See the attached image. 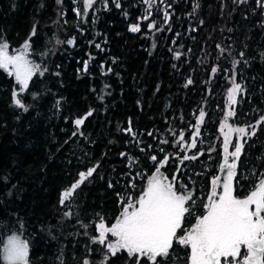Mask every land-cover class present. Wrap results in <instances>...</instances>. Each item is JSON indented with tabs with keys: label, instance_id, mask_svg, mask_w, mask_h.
Returning a JSON list of instances; mask_svg holds the SVG:
<instances>
[{
	"label": "trees",
	"instance_id": "obj_1",
	"mask_svg": "<svg viewBox=\"0 0 264 264\" xmlns=\"http://www.w3.org/2000/svg\"><path fill=\"white\" fill-rule=\"evenodd\" d=\"M119 3L95 0L82 17L76 11H83L82 0H0V41L9 51L21 48L35 26L29 59L47 69L21 94L27 111L14 105L16 81L0 69V248L8 236L20 235L29 244V264H102L106 249L92 242L95 224L102 216L110 226L122 210L120 196L136 197L146 187L159 166L153 155H167L163 174L178 177V190L186 185L194 192V211L184 223V230L191 228L220 174V125L233 77L244 91L228 122L256 129L237 161L235 194L247 196L264 174V123H256L264 116L262 4L154 0L152 15L143 20L144 0ZM151 20L156 28H148ZM133 24L141 31L131 32ZM201 109L197 147L186 150L179 133L191 142ZM90 110L77 129L74 121ZM130 123L135 136L126 131ZM184 155L198 158L181 163ZM92 167V177L61 205V193ZM189 256V247L174 243L169 257L158 259L189 264ZM108 264L134 260L121 251Z\"/></svg>",
	"mask_w": 264,
	"mask_h": 264
},
{
	"label": "snow or ice",
	"instance_id": "obj_2",
	"mask_svg": "<svg viewBox=\"0 0 264 264\" xmlns=\"http://www.w3.org/2000/svg\"><path fill=\"white\" fill-rule=\"evenodd\" d=\"M144 2L148 5V9L142 19L148 20L152 15L151 8L154 0H144ZM82 3L83 11L77 9V15L86 17L95 0H82ZM115 6L121 7L119 0H116ZM168 17L169 14L166 11L165 21ZM148 28H156L155 23H149ZM130 31L140 32V25H131ZM35 35L34 26L31 36ZM31 36L19 50L11 54L8 43L0 41V69L14 77L17 89L13 91V103L24 111H27L28 108L22 102L21 94L29 89L34 76H42L47 71L46 68L41 69L40 64L29 59L32 48L29 42ZM74 42V39L67 40L68 45H72ZM57 43L63 42L57 41ZM96 47L100 48V45L97 44ZM180 55V52L176 53L177 58ZM87 67V62H85L84 71L87 70ZM211 71L215 73L217 68L213 67ZM232 81V85L227 91L229 110L226 111L220 125L224 136V157L219 169L224 175L213 177L211 192L207 197V203L203 205L205 213L196 218V222L191 228L184 230L186 216H191L194 211L192 207L195 203L194 192L189 190L186 185H182L183 190H178V177L173 175L169 180L163 174L161 168L169 161L167 155L163 160H158L157 156L153 155L150 159L159 166L156 167L155 173L148 178L146 187L138 196H120L122 210L115 218V222L109 226L106 219L97 214L99 220L95 224V230L98 235L91 239L94 244L102 245L106 249L102 264H108L109 258L116 256L121 251H125L128 257L134 260V264H144L145 261L148 264H161V259L158 258L169 257L174 243L190 248L189 264H264V174L247 196L239 198L235 194L234 178L237 175V161L244 149L245 137L255 135L256 129L252 126L233 127L228 123L229 118L236 114L234 105L237 103V95L244 91L241 84L235 82L234 77ZM187 84H192V80L189 79ZM91 115L92 111L90 110L84 117L77 118L74 121L77 129ZM204 117L205 112L201 109L190 143H185L183 131L179 133L178 144L180 147L186 150L197 147L200 124L203 123ZM256 123L257 125L264 123V116ZM250 128L251 131H249ZM126 131L133 136L136 135L132 131L131 123ZM233 133L238 137L234 144L231 139ZM76 134L73 133V135ZM161 143L166 144L168 141L165 140ZM230 145L234 148L231 152L229 151ZM121 155L125 154L121 153ZM197 158V155H184L181 163ZM132 159L134 158H130V162ZM96 170V167H92L80 172L78 180L61 193L60 204L66 205V202H70L76 190L89 177H92ZM179 171L180 169H177V172ZM111 186L109 184V187ZM130 186L136 187L134 183ZM71 215L70 211L65 213L66 217ZM82 226L85 229L89 227L88 225ZM181 232H183L182 235ZM109 235L115 239L109 240ZM0 258L4 264H29L28 242L18 234L8 236L3 247L0 248ZM83 264H93V262L85 259Z\"/></svg>",
	"mask_w": 264,
	"mask_h": 264
},
{
	"label": "rangeland",
	"instance_id": "obj_3",
	"mask_svg": "<svg viewBox=\"0 0 264 264\" xmlns=\"http://www.w3.org/2000/svg\"><path fill=\"white\" fill-rule=\"evenodd\" d=\"M153 22H154V20H151L150 23H153ZM19 49H20V48H17V49H15V50H13V51H9V52H10V54H11V53H13L14 51L19 50ZM226 103H227V105H228V101H227ZM228 110H229V109L227 108V111H228ZM223 120H224V119H223ZM223 120H222V121H223ZM228 123H229V122H228ZM229 124H230V123H229ZM232 126H233V125H232ZM233 127H234V126H233ZM225 131H227V129H225ZM233 134H234V135L236 136V138L238 139L237 134H235V133H233ZM233 134H232V137H233ZM223 137H224V136H223ZM232 137H231V139H232ZM236 141H237V140H236ZM223 145H224V142H223ZM233 150H234V148L230 145V147H229V151L231 152V151H233ZM223 157H224V151H223ZM230 159H231V158H230ZM222 162H223V159H222ZM154 173H155V171H154ZM154 173H153V174H154ZM153 174H152V175H153ZM219 175H220V176H223L224 174L220 172ZM146 185H147V184H146ZM210 189H211V187H210ZM210 192H211V191H210ZM204 213H205V212H204ZM204 213H203V214H204ZM203 214H202V215H203ZM195 222H196V221H195ZM194 224H195V223H194ZM6 239H7V238H6ZM114 239H115L114 237H111V235H109V240H114ZM243 251H244V250L242 249V253H243Z\"/></svg>",
	"mask_w": 264,
	"mask_h": 264
},
{
	"label": "built area",
	"instance_id": "obj_4",
	"mask_svg": "<svg viewBox=\"0 0 264 264\" xmlns=\"http://www.w3.org/2000/svg\"><path fill=\"white\" fill-rule=\"evenodd\" d=\"M239 3H243V2H247L250 0H237ZM257 2H260L263 6V10H262V23L264 24V0H256Z\"/></svg>",
	"mask_w": 264,
	"mask_h": 264
},
{
	"label": "water",
	"instance_id": "obj_5",
	"mask_svg": "<svg viewBox=\"0 0 264 264\" xmlns=\"http://www.w3.org/2000/svg\"><path fill=\"white\" fill-rule=\"evenodd\" d=\"M1 208H2V202H1V200H0V211H1Z\"/></svg>",
	"mask_w": 264,
	"mask_h": 264
}]
</instances>
